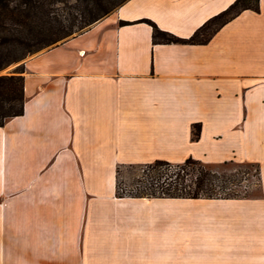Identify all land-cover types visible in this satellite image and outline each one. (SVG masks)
<instances>
[{"label": "crops", "instance_id": "0c3cea01", "mask_svg": "<svg viewBox=\"0 0 264 264\" xmlns=\"http://www.w3.org/2000/svg\"><path fill=\"white\" fill-rule=\"evenodd\" d=\"M235 1L127 0L18 64L0 264H264V0L201 45L154 44L145 22L187 40ZM189 159L255 166L259 195L116 197L121 168Z\"/></svg>", "mask_w": 264, "mask_h": 264}, {"label": "trees", "instance_id": "16d2710c", "mask_svg": "<svg viewBox=\"0 0 264 264\" xmlns=\"http://www.w3.org/2000/svg\"><path fill=\"white\" fill-rule=\"evenodd\" d=\"M127 0H0V71L16 66L28 57L59 46L89 26L107 16ZM247 5V6H246ZM258 11L255 0H236L225 11L211 18L189 39L183 40L152 26L154 44L201 45L228 21L242 11ZM127 25V23H120ZM23 65L0 75V127L23 114ZM199 126L193 128L198 138ZM151 169L166 170L152 177L148 193L133 198L162 199H237L238 196H219L215 182L219 179L206 165L186 160L179 165L155 162ZM223 190L226 188L223 187Z\"/></svg>", "mask_w": 264, "mask_h": 264}, {"label": "rangeland", "instance_id": "374dc122", "mask_svg": "<svg viewBox=\"0 0 264 264\" xmlns=\"http://www.w3.org/2000/svg\"><path fill=\"white\" fill-rule=\"evenodd\" d=\"M10 66L2 71L0 75L11 72ZM207 170L218 175L215 182L219 196L229 194L241 198L259 195V173L253 165L226 164L218 167L206 166ZM166 170H154L149 166L123 167L118 170L116 177V197H134L143 192L148 193L151 188L152 177L156 174L165 173ZM226 189L223 190L222 188ZM140 199V198H139ZM141 199H162V198H141Z\"/></svg>", "mask_w": 264, "mask_h": 264}, {"label": "snow or ice", "instance_id": "6c2138e0", "mask_svg": "<svg viewBox=\"0 0 264 264\" xmlns=\"http://www.w3.org/2000/svg\"><path fill=\"white\" fill-rule=\"evenodd\" d=\"M256 4L258 5L259 4V0H255ZM247 6V5H246Z\"/></svg>", "mask_w": 264, "mask_h": 264}]
</instances>
